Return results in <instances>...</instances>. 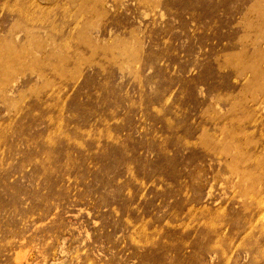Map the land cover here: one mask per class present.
Returning <instances> with one entry per match:
<instances>
[{"label":"rangeland","instance_id":"obj_1","mask_svg":"<svg viewBox=\"0 0 264 264\" xmlns=\"http://www.w3.org/2000/svg\"><path fill=\"white\" fill-rule=\"evenodd\" d=\"M0 264H264V0H0Z\"/></svg>","mask_w":264,"mask_h":264}]
</instances>
